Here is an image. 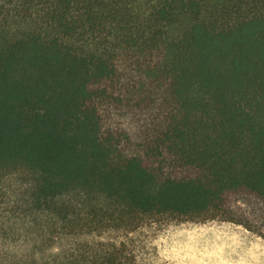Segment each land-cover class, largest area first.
<instances>
[{
	"label": "trees",
	"instance_id": "trees-1",
	"mask_svg": "<svg viewBox=\"0 0 264 264\" xmlns=\"http://www.w3.org/2000/svg\"><path fill=\"white\" fill-rule=\"evenodd\" d=\"M1 2L0 171L34 175L36 208L70 234L161 214L253 229L238 204L264 210V0ZM49 264L151 263L107 239Z\"/></svg>",
	"mask_w": 264,
	"mask_h": 264
},
{
	"label": "rangeland",
	"instance_id": "rangeland-1",
	"mask_svg": "<svg viewBox=\"0 0 264 264\" xmlns=\"http://www.w3.org/2000/svg\"><path fill=\"white\" fill-rule=\"evenodd\" d=\"M105 121L117 131L134 125L125 116ZM34 185V175L24 168L0 171V264H49L78 243L107 239H127L151 264H264V210L256 215L255 204H238L248 209L253 229L211 216L191 220L161 214L145 217L129 233L70 234L54 212L34 206Z\"/></svg>",
	"mask_w": 264,
	"mask_h": 264
}]
</instances>
